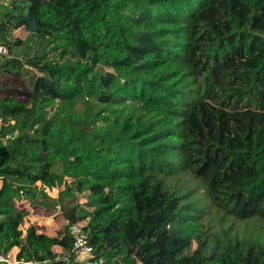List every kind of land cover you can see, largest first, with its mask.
Here are the masks:
<instances>
[{
  "label": "trees",
  "instance_id": "1",
  "mask_svg": "<svg viewBox=\"0 0 264 264\" xmlns=\"http://www.w3.org/2000/svg\"><path fill=\"white\" fill-rule=\"evenodd\" d=\"M0 42V257L80 264L84 220L100 264H264V0H9Z\"/></svg>",
  "mask_w": 264,
  "mask_h": 264
},
{
  "label": "rangeland",
  "instance_id": "2",
  "mask_svg": "<svg viewBox=\"0 0 264 264\" xmlns=\"http://www.w3.org/2000/svg\"><path fill=\"white\" fill-rule=\"evenodd\" d=\"M4 6H6V5H0V8L2 9ZM22 36H24V35H22ZM16 53L20 54V51H16ZM20 83H21V80H20V78H18L17 75L8 76V75L0 74V85L1 84L3 85L2 87H0V93L2 92L3 88H12L13 85L18 86ZM0 96H1V94H0ZM83 107H84V111L85 112H87L90 109L98 108L92 101H85L83 103ZM4 123L7 124V122H4ZM0 126H1V123H0ZM64 185H67V181H65ZM46 191H47V193H49L51 195H55L57 193V190H52V191L46 190ZM32 201L33 200H31V202ZM36 203L42 204L40 206H46V205L48 206L47 203L42 202V201L41 202L40 201L39 202L36 201ZM36 209H37V212H38L37 213L38 214L37 217H40L41 214H42V216H45V217L49 216V217H47V220L43 221L44 224H42V226H41L49 234H51V235H60L65 230L66 221L61 216L60 211H59L58 208L51 207L50 210H48V209L47 210H43V209L37 207ZM82 211H83L82 207L79 206L78 207V212H82ZM211 217H212V220L210 222V225L212 226L213 230H218V229H220L222 227L226 229V227H227L226 225H228L227 220L225 222H223L222 225H219V223L217 222V217H215V216H211ZM229 219L231 220V219H234V218L232 216H230ZM81 222H84V220L81 221ZM244 222H246V221L237 220L236 219V220H234V223H235L234 227H246V226L243 225ZM256 224H258V223H256ZM29 225L31 226V225H34V224H29ZM29 225H26L24 227V229L26 227H28ZM258 225L255 227L257 230L260 229ZM247 227L251 228L250 226H247ZM42 228H40V229H42ZM194 246H195V243L193 244L192 247H194ZM13 252L15 253V249H13ZM124 263H131V258L125 260Z\"/></svg>",
  "mask_w": 264,
  "mask_h": 264
},
{
  "label": "built area",
  "instance_id": "3",
  "mask_svg": "<svg viewBox=\"0 0 264 264\" xmlns=\"http://www.w3.org/2000/svg\"><path fill=\"white\" fill-rule=\"evenodd\" d=\"M9 0H0V5H7ZM8 48L0 42V56H7ZM83 222H73L69 226V232L72 238V255L66 258L67 261H76L80 264H100L101 259H97L93 252V246L89 242L88 234L83 230ZM0 262L7 264H48L46 262L39 263L34 261H16L8 256H1Z\"/></svg>",
  "mask_w": 264,
  "mask_h": 264
},
{
  "label": "crops",
  "instance_id": "4",
  "mask_svg": "<svg viewBox=\"0 0 264 264\" xmlns=\"http://www.w3.org/2000/svg\"><path fill=\"white\" fill-rule=\"evenodd\" d=\"M1 183V181H0ZM23 199H19V198H16V203L26 212V217H25V226L26 225H29V224H34L36 225L39 230L41 231H44L46 233H48L45 229H43L41 226L42 224H44V220H47V217L49 216H42V214L40 215V217H37V207L43 209V210H50L51 206H40L42 204H38L36 203L39 202V200L37 199H34L32 202L31 201H26V200H23ZM41 202V201H40ZM23 203V204H21ZM42 228V229H40ZM49 234V233H48ZM51 235V234H50ZM13 254L14 252L12 251V253L8 256L9 258H12L13 257ZM13 259V258H12ZM6 262H0V264H5Z\"/></svg>",
  "mask_w": 264,
  "mask_h": 264
},
{
  "label": "water",
  "instance_id": "5",
  "mask_svg": "<svg viewBox=\"0 0 264 264\" xmlns=\"http://www.w3.org/2000/svg\"><path fill=\"white\" fill-rule=\"evenodd\" d=\"M19 264H25V263H19Z\"/></svg>",
  "mask_w": 264,
  "mask_h": 264
}]
</instances>
